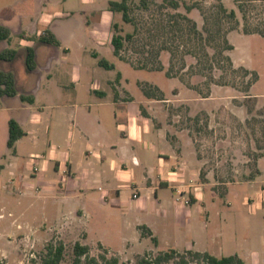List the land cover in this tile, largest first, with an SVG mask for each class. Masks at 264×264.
<instances>
[{"label": "crops", "instance_id": "crops-1", "mask_svg": "<svg viewBox=\"0 0 264 264\" xmlns=\"http://www.w3.org/2000/svg\"><path fill=\"white\" fill-rule=\"evenodd\" d=\"M111 1L121 0L0 1V25L11 31L10 41L0 42V52L17 51L13 60H0V71L15 75L18 91L0 97L5 102L0 114L6 113L0 129V172L14 175L7 192L0 193V225L7 217L6 205H25L19 215L8 213L12 221L6 228L21 222L37 231L61 223L67 231L81 228L82 244L109 251L153 250L164 241L166 249L179 252L237 255L246 264H264V183L244 199L251 215L261 212L253 224L262 248L240 245L226 256L229 244L222 242V224L231 214V203L214 190L210 176L203 182V163L193 142L184 139L178 145L171 138L163 104L174 100L147 97L141 79L129 76L130 70H140L115 55L113 25L119 13L111 10ZM76 16L83 18L86 31L74 32ZM46 31L58 45L40 41ZM13 34L23 39L24 48L12 47ZM72 43L77 47L72 49ZM29 48L35 51L33 71L27 67ZM104 50L112 51V60L103 56ZM100 60L114 69L102 67ZM102 68L117 71L116 80L94 81ZM28 72L37 74L33 83ZM27 85L34 95L26 94ZM22 95L34 102L23 101ZM11 120L24 132L12 148ZM33 157H40L36 164ZM262 159L250 181L262 177ZM29 212H35L33 219L25 218ZM140 226L148 227L158 243L142 236Z\"/></svg>", "mask_w": 264, "mask_h": 264}, {"label": "rangeland", "instance_id": "rangeland-1", "mask_svg": "<svg viewBox=\"0 0 264 264\" xmlns=\"http://www.w3.org/2000/svg\"><path fill=\"white\" fill-rule=\"evenodd\" d=\"M240 1L243 11L236 0H181L178 9H173L163 0H148L146 6L141 0H129L133 22H124L122 13L114 20L122 35L135 33L134 38L126 42L122 57L140 71L130 70L129 76L141 79L142 91L143 86L149 85L152 87L149 89L159 97L174 100L163 104L169 112L167 122L174 133L170 134L171 138L178 145L184 139L193 142L197 157L203 163V182H207L210 176L214 190L231 203L227 210L231 214L222 224L225 233L222 242L229 244V249L223 251L226 256L238 250L240 245L262 248L263 241L256 224H253L261 212L251 215L244 199L253 196L264 183V159L260 162L262 177L250 181L259 172V159L264 157V37L245 34L244 29L264 32V0ZM186 3L192 7L191 10L186 9ZM221 3L227 10L236 11L237 29L230 30L235 22L219 9ZM194 24L202 32L207 27L211 34L204 32L201 40L193 32ZM72 28L77 33L86 31L83 18L76 16ZM12 38L13 48H24L22 38L16 34ZM225 39L234 49H227ZM76 47V43L71 44L72 49ZM221 52L231 58L233 68L220 55ZM103 54L108 60L114 57L112 51L104 50ZM143 65L146 69L142 68ZM241 67L257 74V80L249 91H246L247 85L255 75L247 76ZM36 75L28 72L27 78L33 83ZM116 78L117 71L102 68L94 74L93 80ZM32 89L30 85L26 89L24 87L27 95H34ZM180 90H183L181 96ZM193 98L199 102H191ZM4 109L5 102L0 98V110ZM5 117L6 113L0 114V129ZM21 152L27 154L30 148L19 154ZM12 178L14 175L9 170L0 172V193L7 192ZM25 209V205H6L7 217L0 225V264H42L47 245L55 240L66 245L61 264H73L74 244L85 237L81 228L67 231L59 223L36 231L34 227L25 228L21 222L14 228L5 227L12 221L8 217L9 212L19 215ZM35 215V212H29L25 218L33 219ZM149 245L155 247L153 243ZM90 248L92 257L100 261L101 256L118 258L119 264H136L138 256L150 253L154 258L169 250L164 241L153 250L141 247L126 254L109 251L101 245ZM177 261L170 264H177Z\"/></svg>", "mask_w": 264, "mask_h": 264}, {"label": "trees", "instance_id": "trees-1", "mask_svg": "<svg viewBox=\"0 0 264 264\" xmlns=\"http://www.w3.org/2000/svg\"><path fill=\"white\" fill-rule=\"evenodd\" d=\"M165 3H167L170 7L173 9H178L180 5L182 4L181 0H163ZM141 3L143 6H146L148 4V0H141ZM236 3L241 11H243L244 6L242 5L240 0H236ZM110 8L113 12L122 13V19L126 23H132L133 20L130 17V5L129 0H121V1H111L109 3ZM187 10H191L192 7L190 5L184 4ZM219 9L226 15L227 18L232 19L235 22V25L230 28V30L237 29L239 25V21L237 20V15L235 10H227V8L221 3L219 5ZM183 18L188 19L185 16H182ZM208 23V19H205V23ZM121 30L119 28V25L115 23L113 25V38H112V45L114 47V53L116 56H120L123 58V51L125 48L126 42L131 41L135 33H127L125 36L122 35ZM193 32L201 39L204 38V32L208 34H211L212 31L205 27L204 32L197 29L196 24L193 25ZM245 34H259L264 37V32H261L260 30H249L244 29ZM11 39V31L9 28L0 25V42L1 41H10ZM40 41L45 43H53L58 45L59 42L51 36L50 32L46 31L43 36L40 37ZM225 42L227 43V49H234V46L230 43H228L227 39H225ZM17 55V51L13 49H7L2 52H0V60L3 61H11L13 60ZM221 56H223V52L220 53ZM224 59L228 62L230 68H233V63L231 61V58L229 56H223ZM124 59V58H123ZM99 64L102 67H105L107 69H114V65L110 64L109 62L105 60H100ZM133 65V64H132ZM135 68L136 66L133 65ZM27 67L29 70L33 71L36 68V62H35V51L32 48H29L27 50ZM142 68L146 69V66L143 65ZM160 68V67H159ZM158 68V69H159ZM242 70L247 74V76H254L251 81L248 83V87L246 91H249L248 89L252 86V84L257 80V74L254 72H250L245 67H241ZM143 92L147 97L150 98H156L158 100H163L164 98L159 97L157 94H155L151 89L152 87L143 86ZM154 91L160 92L159 89H155ZM18 94L17 88H16V80L15 75L12 72H5L0 71V97L2 96H16ZM21 99L23 101H27L29 103H33L34 99L31 96H21ZM9 142L8 146L12 148L15 144V142L21 138L24 135L23 130L20 128L19 124L11 120L9 122ZM139 229L141 230V234L144 237H152V240L155 244L158 243L157 239L153 237V234L151 230L146 226H140ZM90 246L84 245L81 242L77 241L74 244L73 247V264H102V261L104 264H119L120 261L118 258H112L107 259L105 256H101L100 261L96 257H92L90 255ZM65 250L66 245L63 241H52L47 245L46 248V254L44 255L42 259V264H61L62 261L65 258ZM177 261V264H190L192 262H196L197 264H246L240 257L237 255L233 256H227V257H215L207 252H196L193 250H186L183 254H181L176 249H169L166 252L158 254L156 257H152L150 253H147L143 256H138L136 264H170L172 261Z\"/></svg>", "mask_w": 264, "mask_h": 264}, {"label": "built area", "instance_id": "built-area-1", "mask_svg": "<svg viewBox=\"0 0 264 264\" xmlns=\"http://www.w3.org/2000/svg\"><path fill=\"white\" fill-rule=\"evenodd\" d=\"M38 159H40V157H33L32 158V163L36 164V162L38 161ZM134 197H137L136 195ZM261 201L264 203V195L261 198Z\"/></svg>", "mask_w": 264, "mask_h": 264}]
</instances>
